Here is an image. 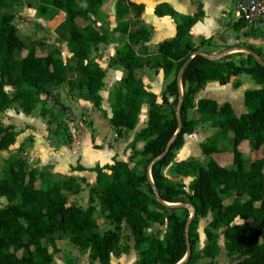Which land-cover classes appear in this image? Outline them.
<instances>
[{"label":"trees","instance_id":"16d2710c","mask_svg":"<svg viewBox=\"0 0 264 264\" xmlns=\"http://www.w3.org/2000/svg\"><path fill=\"white\" fill-rule=\"evenodd\" d=\"M21 1L0 0V112L16 103L25 113H31L48 85L70 81L68 63L59 49L55 48L53 53L27 49L14 23ZM38 3L41 12L52 9L50 18L61 15L68 28V49L77 61L74 79L87 89L94 107L103 112L100 92L106 70L90 58L92 46L115 35L128 38L129 44L110 59V64L123 66L126 75L115 94L112 115L106 117L110 128L119 135L124 130H133L145 99L151 94L138 84L137 72L144 64L134 47L147 41L148 30L144 27L130 30L129 22L120 20L128 9L122 0L117 3L119 22L114 28L107 23L96 25L103 14V0H38ZM130 5L137 11L142 9ZM155 11L160 16L176 14L167 3L159 4ZM203 14L200 6L195 15L181 17L176 36L157 46L156 52L161 57L149 63L161 67L166 75L174 71V77L162 92V101L149 103L147 125L131 146V157H140V161L132 167L129 161L115 159L111 165L95 167L97 179L90 190L87 208L68 201L67 192L81 190L75 178L39 184L38 171H28L22 158L10 156L4 161L0 197H5L7 204L0 206V264H52L57 233L68 234L70 242L88 251L92 260L110 264L112 255L119 250V231L124 226L133 236L138 264H191L196 259H203L202 264H215L222 248L221 236L228 254L245 256L239 264H264V54L252 48L262 61L249 54L239 63L214 60L199 53L193 55L190 31ZM241 73L251 75L261 85L246 91L247 112L237 115L228 102L220 105L213 99L196 98L207 82L226 84L231 76ZM8 86L13 88L11 93L6 89ZM200 122L216 128L201 144L207 163L195 158L174 163L176 174L194 179L188 192L184 183L171 180L163 169L174 162L185 135L193 133ZM230 132L233 162L232 166H224L214 154L224 152L220 144L228 140ZM16 136L11 126L0 122V152L8 150ZM245 140L262 152L249 168L239 148ZM137 142H144L142 149L136 147ZM96 202L107 207L104 218L115 224L114 229L98 230ZM178 203L183 205H175ZM186 204L194 210L190 221V212L185 217L178 213L186 209ZM208 216L212 219L204 229L206 244L197 252L198 225L201 218ZM151 224L166 227L162 238L148 233ZM218 228H223L222 232ZM188 251L189 256L183 261Z\"/></svg>","mask_w":264,"mask_h":264},{"label":"crops","instance_id":"0c3cea01","mask_svg":"<svg viewBox=\"0 0 264 264\" xmlns=\"http://www.w3.org/2000/svg\"><path fill=\"white\" fill-rule=\"evenodd\" d=\"M118 1L103 0V14L97 19V26L107 23L111 28H114L117 25L119 22L116 14ZM122 2L128 9L120 20L128 21L130 30L144 27L149 32L146 42L134 46L138 58L144 64V67L137 72L138 84L143 85L151 94L146 97L139 114L138 123L133 130H124L121 135L116 136L114 129L110 128L107 118L112 115V109L107 111L106 117L102 114L103 111L94 107L88 99L87 89L82 88L79 82L74 79L77 61L69 51L67 42L55 46V48L60 50L61 57L68 63L67 77L70 83L48 85L44 93L41 94L40 102L31 113H25L16 103L7 110L0 112V122L4 126H11L17 132L15 143L8 150L0 152V159L3 163L10 156L22 158L28 171L32 169L38 171L39 184L45 185L66 177L75 178L81 190L77 193L67 192L68 201L70 204L85 208L89 206L90 190L96 184L97 174L93 169L97 166L111 165L115 159L127 161L126 155L129 154L136 135L147 125L149 103L152 100L162 101V92L173 79L174 71L166 75L161 67H152L149 61H155L161 57L160 53L156 52V48L161 42L176 36L177 24L181 17L195 15L200 6L204 13L190 31V46L195 49L193 55L199 53L214 60H233L239 63L242 59H246L249 54L262 61V57L254 53V48L259 49L264 54V29H248L242 22L236 21L234 18L235 0H122ZM131 3L142 6V9L135 10L130 5ZM162 3H167L175 10L176 14L173 16L157 15L155 9ZM39 8L38 0H22L17 5L14 23L17 25L16 18H22L23 12L28 10L37 22H41L39 25L43 26L48 19L49 21H58L60 24L58 27H62L64 30L65 41H67L68 28L61 19V15L56 18H48L47 15L51 13L52 9L49 8L45 16V14L42 15V12L40 13ZM41 18L44 19V22L40 21ZM17 27L20 36L25 40L27 49L34 48L40 53L54 52L55 48H52L48 41L53 42L56 37L51 35L50 40L44 42L41 39L43 38L41 37L42 31H39L36 34L37 37H34L36 41L34 39L28 40L21 34L20 26L17 25ZM127 44H129V40L126 36L115 35L107 42L92 46L90 58L97 61L106 70L104 87L100 92L103 110L105 108V94H107V100H110L113 106L115 105V89L123 83L126 75L124 67L118 64H110V59ZM101 52H104L107 57V68L100 62L99 58L93 56V54ZM25 54L26 52L23 53V55ZM179 87L181 94H183L181 75L179 76ZM258 88H261V85H258L251 75L241 73L237 76H231L226 84H221L218 81L207 82L197 93L196 98L213 99L220 105L228 102L236 114L241 115L247 112L246 91ZM6 89L9 93L13 90L11 86ZM52 100H54V107L48 106L46 103ZM199 117L197 114L196 118L199 119ZM95 119H101L104 123L102 134L95 126ZM200 123L205 128L200 127L193 133L185 135L184 145L177 151L173 163L191 158L198 160L197 157L200 156L206 158L207 162L208 158L203 154L201 144L216 132V128L211 127L209 123ZM197 130H201V132L198 133L200 137L197 138H200V141L198 144L196 143L197 147L195 148L191 138L197 135ZM202 132L206 133L204 138H201V135L204 134ZM83 133L87 138V148L82 147ZM232 137L233 133L230 132L228 140L220 144L224 152L214 154V158L221 165L232 166L233 155L230 152ZM143 146L144 142L136 143L138 149H142ZM103 148L106 149L107 159L100 162L98 160L101 154L99 149L103 150ZM239 148L243 153L247 168L250 167L254 158L264 152V148L262 152L255 150L253 143L248 140L243 141ZM80 166L83 169H80ZM105 171L108 174L111 173L109 170ZM2 177L3 171L0 173V179ZM6 204L7 199L0 197V206ZM95 206L99 222L98 230L103 231L101 230L100 218L110 224L104 230L114 229L115 224L104 218L107 207L97 202ZM131 237V247L127 251L112 255L110 264H138L139 254L134 248L133 236L131 235ZM55 239L56 252L53 255L52 264H101L99 261L92 260L88 251L80 250L73 245L68 234L57 233ZM220 244L222 252L224 242L222 244L220 241Z\"/></svg>","mask_w":264,"mask_h":264},{"label":"rangeland","instance_id":"374dc122","mask_svg":"<svg viewBox=\"0 0 264 264\" xmlns=\"http://www.w3.org/2000/svg\"><path fill=\"white\" fill-rule=\"evenodd\" d=\"M232 7H233V5H232ZM39 11H40V8H39ZM40 13H41V11H40ZM45 13H47V12H42V15L45 14ZM22 15H23L22 18H16L15 21H17L16 22L17 25L20 26L21 34L24 35V37H26L28 40L34 39V37H37L36 34L39 31H42L41 37H43V38H41V39L44 42H47L48 40H50L51 35L56 37V38L53 39V42L51 40L48 41L50 46H52V48H55V46L62 45L64 42H67V41H65L64 30L62 29V27H60V28L58 27L60 25V24H58V21L54 22L53 20L49 21V19H48L46 24H44L42 26L41 24L39 25V23H41V22H37V20L34 18V16L32 14H30L28 12V10L23 12ZM45 16H46V14H45ZM47 16H48V18H50V14L47 15ZM42 18H41L40 21L44 22V19H42ZM34 41H36V38L34 39ZM64 51L66 52L65 48H64ZM93 56L95 58H99L100 62L104 66H106V68H107V57H106L104 52L93 54ZM121 86H122V84H120L118 87H116L115 93L117 92V90ZM46 103H47L48 106H51V107L55 106L54 100H52L51 102L47 101ZM104 106H105V108H104L105 114H104V112H102V114L107 116V111L111 110L112 107H113V104L110 103V100H107V94H105ZM95 126L98 128L99 132L102 134V132L104 131V123H103V121L101 119L96 120ZM200 127L205 128V126H202V124L199 123L196 129H199ZM114 131L116 133V136H119L118 132L116 130H114ZM200 132H201V130H197V135ZM202 133H204V134L201 135V138H204L206 133L205 132H202ZM197 135H195L193 138H191V142H192V144H194L195 148L197 147V144L200 141V138H197V137H200V136L199 135L197 136ZM189 141H190V138H189ZM87 146H88L87 138H86V135L83 133V135H82V147L83 148H87ZM99 151L101 152V154H100V157H99L98 160H100V162L102 160H106L107 159L106 149L105 148H103V150L99 149ZM132 152H133V150L131 148V150L129 151V154L126 155V156H127V161H129V163H130V166L133 167V166H136L138 161H140V157H131ZM197 158L202 163H204V164L207 163L206 162V158H203L201 156L197 157ZM174 166H175V164L172 163L168 167H165L163 169L164 174L168 178H170L171 180H173L175 182L184 183L186 190L188 192H190L191 191V184L193 183L194 179L192 177H188V176L185 177V176H180V175L176 174L175 171H174ZM2 171H3V161L0 159V173H2ZM176 205L182 206L183 204L182 203H178ZM184 206H185L186 209H180V210H178V213L182 217H185V216H187L188 212H190V216H191L192 215L191 207L188 204H186ZM155 209H156V207H155ZM211 219H212L211 216L204 217V218L200 219V222H199V225H198V231H199V234H200V240L197 243V249H196L197 252L201 251L203 249V247L205 246V244H206V235L204 234V229L209 225ZM100 221H101V230L107 229L110 226V224L108 222H105L103 220V218H100ZM237 222H240V220H237ZM165 230H166L165 226L158 225V224H151V226L148 229V233L153 235V236L162 238L164 236ZM222 230H223V228H218L217 229L218 232H222ZM119 234H120L121 240H120L119 250H118V252H116V254H118V253H120L122 251H127L131 247L130 243L132 241L130 230L126 226H124L119 231ZM220 241L223 244V242H224V237L223 236H221ZM244 258H245V256H243L241 254H231L230 255L223 249L221 254L214 260V262H215V264H239V262L242 259H244ZM203 261H204L203 259H196V260H193V263H191V264H202Z\"/></svg>","mask_w":264,"mask_h":264},{"label":"built area","instance_id":"2783aa9c","mask_svg":"<svg viewBox=\"0 0 264 264\" xmlns=\"http://www.w3.org/2000/svg\"><path fill=\"white\" fill-rule=\"evenodd\" d=\"M234 18L248 29H264V0H235Z\"/></svg>","mask_w":264,"mask_h":264},{"label":"water","instance_id":"95a60500","mask_svg":"<svg viewBox=\"0 0 264 264\" xmlns=\"http://www.w3.org/2000/svg\"><path fill=\"white\" fill-rule=\"evenodd\" d=\"M151 181H152V179H151ZM165 204H166V203H165ZM168 205H171V204H168ZM175 205H176V204H175ZM177 206H178V205H177ZM193 216H194V210L192 209V215L190 216L189 221L192 219ZM188 256H189V251H188L186 257L183 259V261H185V260L188 258ZM183 261H182V262H183Z\"/></svg>","mask_w":264,"mask_h":264}]
</instances>
